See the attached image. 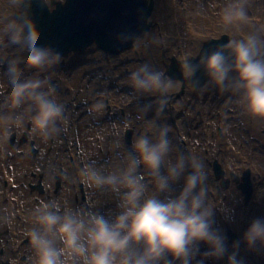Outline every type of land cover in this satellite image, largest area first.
Segmentation results:
<instances>
[{
  "label": "clouds",
  "instance_id": "1",
  "mask_svg": "<svg viewBox=\"0 0 264 264\" xmlns=\"http://www.w3.org/2000/svg\"><path fill=\"white\" fill-rule=\"evenodd\" d=\"M249 3L227 0L221 12L226 31L243 29L249 19ZM6 5L12 11L0 12V50L11 52L6 60L0 57L4 68L0 77L6 78L10 91L0 101V150L13 129L30 124L34 135L48 141L58 137L67 123L65 106L53 98L51 82L38 75L25 76V70L38 73L58 65L61 54L37 45L40 33L32 18V0H6ZM180 65L194 90L211 86L230 93L247 118L264 123V34L260 31L229 39L211 54L201 55L198 62L185 59ZM201 68L208 78L203 85L195 78ZM127 81L138 96L157 97L156 111L160 113L170 94L183 84L149 63L139 65ZM104 108L103 101L93 105L96 113ZM139 108L146 116L153 103ZM147 125L149 131L134 136L130 148L125 146L123 153H117L119 163L111 170L95 161L80 169L81 183L115 198V212L105 215L62 208L57 201L31 211L27 240L34 264H192L201 244L207 251L198 264L225 255L228 264H244L237 258L241 241L234 242L228 254L227 237L214 227L206 163L177 148L168 125L153 121ZM181 179L182 189L175 194L173 186ZM9 222L10 217L0 212V224ZM242 241L248 250H264V218L251 222Z\"/></svg>",
  "mask_w": 264,
  "mask_h": 264
},
{
  "label": "bare ground",
  "instance_id": "2",
  "mask_svg": "<svg viewBox=\"0 0 264 264\" xmlns=\"http://www.w3.org/2000/svg\"><path fill=\"white\" fill-rule=\"evenodd\" d=\"M194 17L192 24L201 27L200 30L206 29V35L210 29H217V25L215 24L216 18H221L222 9L226 6L227 0H196ZM168 3V8H167ZM173 3V4H169ZM183 3L180 0H157L158 11H156V15L160 20L163 21L164 28V39L167 45H170V39L168 38L169 34H172L171 44L172 46L182 47L177 51L178 54H183V52H195L197 48L200 46L201 36L198 32L194 31L192 34V28L187 27V21L189 17L182 10H178V5ZM190 6L192 7V1H189ZM211 10L218 11V15L212 14ZM12 9L8 8L6 5V0H0V12L10 13ZM261 14V11H257ZM170 13V15H169ZM171 15H176L179 19L177 25L179 27L176 28H168L167 20ZM183 21H185L183 23ZM248 22V21H247ZM211 23V24H210ZM207 27V28H204ZM222 29L224 25L221 26ZM250 26L245 25L243 29L240 30H228L231 34L232 38H239L240 33L249 30ZM185 30L186 36L182 39H174L173 35H176L177 32H183ZM155 37V40L153 39ZM146 42L150 45L147 49L140 52L138 57L128 54L127 68H122V65L125 64L124 58H118L115 60H109L105 58L102 54H93L90 52L86 57V66L79 68L75 72L62 71L58 69V65H55L51 68L45 70L46 77L51 84L55 87L54 97L58 102L64 104L65 106V116L67 118V123L62 125L63 131L61 134L56 137L55 140V150H53L50 154L46 151L49 146L48 141H44L40 139L39 136H36L39 140V146H41V155L38 158H31L29 154L23 155L17 154L19 147L18 146H9L8 140L6 145L0 150V211L4 209V214L10 217L9 223L0 224L4 231L5 229H9L15 233L12 237H9L8 244L12 248H16V252L19 250L20 239L24 236L26 232L31 227L30 221V213L31 211L41 205L42 203L48 201H61V205L66 208L72 209H85V205L83 203L75 202V198L78 196V188L77 186L72 187V184L75 182V175L78 176L80 172L79 170L73 168L70 162H67L68 159V148H75L74 141L79 140V145L82 146V150L80 154L83 155V159L85 164L88 162L95 161L98 166H104L108 170H111L113 166L119 163V159L117 153H123L124 147L123 145V136L125 132L123 130L133 124H137L138 127H144L149 131L147 122L153 121L155 123L161 125H168V116L165 112L160 113L156 112L154 108L152 111L148 112L145 116L138 106L141 104L148 103L151 101L153 105H156V100L154 96H144L140 97L137 94L133 93L132 90L128 87L127 78L129 74L134 71L139 65L143 63H149L153 65L156 69L162 70V63L159 60L160 57V49H159V41L157 38V31L152 32ZM178 49V48H177ZM183 52H182V51ZM11 50L5 49L0 51V57H3L5 60L8 59ZM67 58V57H62ZM139 59V61H138ZM76 61V56H72L67 60H62L60 64H66L65 67H68L72 62ZM4 68L0 67V72H3ZM32 70L25 71L26 77H31L33 75H38V73L31 72ZM60 72V73H59ZM56 73L60 74L59 83L55 82ZM92 74L95 77L90 76ZM97 74V76H96ZM122 79V77H124ZM41 77V76H40ZM71 78L73 80L71 92L68 93L65 90V81L64 79ZM122 79V80H121ZM64 80V81H63ZM115 89L110 91V88L114 87ZM124 87L127 91V95H121L119 93V88ZM61 88L63 90H61ZM213 89V87L209 86L201 95L204 98L205 95H208L209 91ZM10 91L8 82L6 78L0 77V101H3L4 97ZM99 91L105 92L108 100H110L111 108L114 110L111 113H107L103 110L102 113H96L93 111V105L97 101H101V99L94 98V95ZM73 96L75 100H73ZM223 102L226 104L229 102L228 96L221 97ZM71 100L73 101L71 103ZM207 101V99H206ZM212 103V101H211ZM234 107L238 109V115L235 117L236 120L239 121V125L237 124V129L229 125H223L224 129V137L221 140L223 144L225 142L230 141L228 143L231 144L233 141V136L236 135L235 130L243 133L242 140L244 145L242 147V151L236 154L238 151L230 150L227 153L221 154V159L223 162L230 168L228 171H242V168H238L235 164L232 163L233 160H237L240 155H244V160L247 161L253 160L252 171L254 173H258L261 175V184L258 187L255 200L252 202L254 195L250 197L246 206L241 204L240 195L235 191L234 188L228 190L225 194H223L220 200H215L214 196H216L217 188L215 192L213 188L212 196H209V203L214 207V227L218 225L219 230L225 231L226 227L234 226V229L238 231L241 236V243L238 251L242 253L245 249V252H251L248 250L246 245L242 241V237L246 230L249 228L251 222L255 219L260 218V216H264V141L259 140L258 134L256 131L258 127L263 125V123L252 122V126L249 124V118H247L241 111L240 106L237 101L231 100L228 104H232ZM183 105V104H182ZM83 106V107H82ZM184 106V105H183ZM82 107V108H81ZM120 107L126 109V115L121 118H118V111ZM192 114H196L201 116L200 112H209V115L212 116L213 106L204 104L201 100L199 105L195 104ZM207 109V110H206ZM107 113V114H106ZM107 115V116H106ZM150 116L152 119L147 120L146 118ZM221 123L220 118H214L213 121L207 124H204L203 129L201 131H193L191 134L194 141L201 139L202 141L207 140L209 136V130L206 128L207 126H212L213 124ZM26 125L22 128L25 129ZM18 129V128H17ZM14 130V129H13ZM132 130V129H131ZM254 132L252 134L253 139H245L246 135ZM169 135L174 141L177 138V134L175 132L169 131ZM125 140V139H124ZM192 139L190 142H194ZM214 145H218V141H213ZM175 143V141H174ZM176 144V143H175ZM28 143L23 146L24 149L27 150ZM119 145V148L117 147ZM212 146V150L214 153L218 154V147L214 148ZM103 148L104 152L99 153L100 149ZM50 149V148H48ZM47 149V150H48ZM76 149V148H75ZM241 150V149H240ZM239 150V151H240ZM8 152H11L12 158L7 159ZM190 153L199 156V144L197 142V147L195 149H191ZM175 155V152H173ZM260 155V156H259ZM57 158L65 159V169H66V177L65 182L67 184V188L60 194L56 196V193L53 191L54 189V172H52L55 164L57 163ZM76 164H78L77 156H76ZM248 166H245L247 168ZM31 168H35L37 172H43V176H35L33 181H37L38 178L41 179V183L45 186V190L43 193L35 190H29L26 187V181L31 179L29 176V172ZM244 168V167H243ZM256 171V172H255ZM3 173L15 178V185L12 191V205L11 207H7L5 203L2 204L3 199L9 193L4 183ZM254 175V174H253ZM227 177L231 178L230 185H233L238 190L240 187H237V183L234 184L233 175L229 176L228 174L224 175V179ZM256 178H253L255 181ZM183 179L177 182L173 188L175 194H178L182 189ZM89 185H86L87 198L91 203L89 210L99 211L102 214L108 215L116 211V203L115 198L109 193H102V197H100L99 190L92 188L89 190ZM34 193V194H32ZM93 193V194H92ZM209 195V194H208ZM218 196V195H217ZM37 199V200H36ZM79 199V198H78ZM16 216V217H15ZM21 217V219L19 218ZM216 228V227H215ZM2 229H0L1 235ZM7 235V234H6ZM18 239V245H17ZM201 244L199 250L202 249ZM228 252L233 251L232 245L227 241ZM29 247V245H28ZM27 248V246H25ZM256 251V263L253 264H264V250H255ZM7 256L9 261H15V254L11 251L9 247V251L7 252ZM253 258V256H252ZM251 258V259H252ZM197 259H201V256H197ZM227 255L224 258L219 259V263L217 261H211L203 264H227ZM250 260H246L243 262L247 264ZM10 262V263H12ZM9 263V264H10ZM26 264H34V256L29 247V259ZM179 264V262L177 263Z\"/></svg>",
  "mask_w": 264,
  "mask_h": 264
},
{
  "label": "rangeland",
  "instance_id": "3",
  "mask_svg": "<svg viewBox=\"0 0 264 264\" xmlns=\"http://www.w3.org/2000/svg\"><path fill=\"white\" fill-rule=\"evenodd\" d=\"M51 1L52 0H46L47 4L49 5L50 10L53 11L56 8V6L51 7V5H50ZM55 1L65 3V0H55ZM153 1H154V11L152 13L151 18L149 19V22L152 23V28H151L150 32L146 34L145 37L136 40L135 46L133 49L128 50L126 52H123L122 54H120L118 56L111 57L110 55L99 50L94 45V46L88 48L85 51V53H83V54L76 52V53L70 54L67 58H62V60H67L68 58L75 55L76 61L72 62L68 67H65L66 64L63 65V64L59 63L58 69L61 70L60 72L65 71V70L68 72H71V71L75 72L79 68L86 66L87 63L85 60H86V57L88 56V54L90 52H93V54H91V56L94 54H102L105 58H107L109 60H115L118 58H124L126 60V59H128V57H127L128 54H132V55L138 57L140 55V52L144 51L145 49H147L150 46L146 42V39L148 38V36L152 32L157 31V38L159 41V49H160L159 60H161V63L163 65L161 71H165V73L167 75V71L172 65V59L173 58H176L180 63H182L185 59H190L192 57H196L202 48V44L207 40L219 39L222 35H228L230 37V39H232V36L228 32V30L226 31L225 29L221 28V26H223L221 18H216L215 24L218 26L217 29L216 30L210 29L208 31V34L206 35V32H207L206 29L200 30L201 27H198L197 25L192 24L193 20L195 19V17L193 15H194V11H195V5L197 3L196 0H180L183 3H180V5L177 4L178 10L179 9L182 10V12L185 13L187 15V17H189L187 24H186L187 27H191L193 31H196L198 33L200 32L199 35L201 36V42H200V46L197 48V50L195 52L185 53L181 50L183 52V54H178L177 51L180 50L182 47L172 46V44H171L172 34L171 33L168 36V38L170 39V45H167V43L163 37V35H164L163 21L160 20L158 18V16L156 15V11H158L157 0H153ZM189 1H192V7L190 6ZM169 4L171 5L173 3H169ZM167 8H168V3H167ZM247 11H248L249 19H248V22L246 23V25L250 26V29L248 31L245 30V31L241 32L240 36L243 37L248 32H251L254 30H258L261 32V34H264V0H250ZM257 11H261V14H259ZM211 13L218 15L219 12L211 10ZM169 15H170V13H169ZM254 19L258 20V22L254 23V21H253ZM174 21L176 22V24H174ZM178 21H179V19L176 15H171L170 18H168V20L166 21L167 27L168 28L179 27V25L176 26ZM184 22L185 21H183V23ZM204 28H207V27H204ZM185 36H186L185 30L183 32L182 31L177 32L176 35H173L174 39H182V38H185ZM138 61H139V59H138ZM127 63H128V61L126 60L125 64L122 65V68H127ZM25 71H27V70H25ZM31 72H33V71H31ZM38 74H40L41 78L46 77L45 70L43 72H38ZM59 76H60V74L56 73V75H55V82L56 83H59V79H58ZM90 76H92V74ZM96 76H97V74H96ZM92 77H95V75H93ZM124 78H125V76L122 77V79H124ZM67 79L71 84L73 83V80L71 78H67ZM113 89H115V86L110 88V91ZM61 90H63V89L61 88ZM205 90L199 91L198 93H195L190 84H188L187 82H183V84L180 88L175 89L170 94L169 102H168L167 107H166L164 112L168 116V126H169L170 133L175 132L177 134V138L174 139L176 144L174 143V141H173V143L181 151H184L185 153L186 152L190 153L191 149L193 150L197 147V142H198L199 150H200V155L198 156V158L202 159L206 163V166H207V169H206L207 176H208L207 187L213 188L214 192H215V189L217 188V193H216V196H214V199L217 201L220 200L222 198L223 194H225L228 190L234 188L235 191L240 195L241 204L243 206H245L244 196H243L241 190H238L233 185H230L228 188H221V181L222 180H218L214 176V173H213V170L211 167L212 162L214 160H217L219 162V164L221 166H223V168H224L223 170L227 171L229 173L228 169H230V168L221 159V157H220L221 154H223V153L228 154L229 150L234 151V145L236 146V151H238L236 154H238L239 152L242 151V147L244 145V142L242 140L243 133H240V132L235 130L234 133L236 135L233 136L232 143L227 145V146H224L223 142L221 141L225 135L223 125L231 124L234 127V129H237V124L239 125V121L235 119V117L238 115V109L236 107H234L233 103L231 105L228 104L231 100L235 101L236 97L232 96L230 93H221V92H219L213 88L209 91L208 95H205L204 98H202L201 94ZM119 93L121 95H127V91L124 87L119 88ZM200 96H201V100L204 102V104L205 103L208 105L212 104V106H213V109L211 111L212 116L209 115L208 111L207 112L206 111L200 112L201 116H199V117L196 114H192L193 110H195L194 105L195 104L199 105V103H200ZM222 96H228L229 102L225 104L221 98ZM75 97L76 96H73V100H75ZM94 98L101 99V101H103V103L105 105L104 110L108 114L111 113L112 111H114L111 108V104L109 103L110 100H108L105 92L99 91L98 93H96L94 95ZM206 99H207V101H206ZM155 100H157V97H155ZM211 101H212V103H211ZM72 102L73 101L71 100V103ZM156 107L157 106L153 105V108L155 111H156ZM116 111H118V113H119L118 116H116L118 118H121L124 115H126V109L123 107H120V110L116 109ZM156 112H158V111H156ZM214 118H220L221 123L213 124L212 126L206 127L209 130V136H208L207 140L202 141L201 139H198L197 141H194L195 138H193L191 133L193 131H198V130L201 131L203 129L204 124H207L208 122L211 123ZM146 119L151 120L152 118L150 116H148ZM252 122L253 121L249 119V124L251 126L253 124ZM127 129H133L134 130L133 137L136 135H139L143 132L148 131L144 127H138L137 124H133V125L126 127L123 130V132H125ZM252 134H254V132H252V131L249 134H245L246 135L245 139L247 140L250 137V139L252 140L253 139ZM256 134H258V138H259L260 142L264 141V123H263V125L258 127ZM13 135H15L14 140L12 138ZM124 136H125V134H124ZM124 136H123L122 147L126 146V147L130 148L131 145H128L124 141ZM191 139L194 142H190ZM215 140L218 141L217 146L214 145L213 141H215ZM8 143H9V146H18L19 147L18 152H17V154H19V155H23L24 153H26V155L29 154V156L31 158H38L41 155V146H39V140L33 134L30 124H26L25 129L24 128L14 129L8 137ZM27 143L29 145H28V148L26 150L23 148V146ZM48 143H49L48 148H50V149L47 148L48 150L46 149V151L48 153L49 152L51 153L53 150H55V146H56L55 140L54 139L48 140ZM74 143L79 144V140L74 141ZM213 145L215 146L214 148L218 147V152H219L218 154L214 153V151L211 149ZM79 147H80V149L78 151L75 150V148H72V149L77 154L78 168L81 169L85 165V162L83 159V155L80 154V152L82 150V146H79ZM101 152H104L103 148L100 149L99 153L101 154ZM240 156L245 157L244 155H240ZM262 156H264L263 153H262ZM11 158H12V154H11V152H8L7 159H11ZM65 161H66L65 159L57 158V163L55 164V166L52 170V172H54V184H55L53 191L57 192L56 196H59L60 194H62V192L67 188V184L65 182V177H66V175H65V173H66ZM244 161H246V159ZM67 162H68V159H67ZM232 163L235 164L238 168H240V169L242 168V171H244L246 169L245 166L252 168L254 165L253 160L247 161V163L246 162L243 163V162L238 161V158H237V160L232 159ZM32 171H36L35 168H31V170L29 172L30 177H31ZM232 171L234 173L238 174V175H235L238 177H241L243 174V172H240V171H238V172L234 171V170H232ZM37 173L39 175L43 172H37ZM59 173H61V176H58ZM185 175H187V173H185ZM55 176H56V180H55ZM253 176L256 178L255 183H254V187H255V193L254 194L256 195L258 187L261 185V184H259V182L261 181V179H260L261 175L256 172V173H254ZM58 178L61 179V184H60L59 188L56 187V183H57ZM75 178L78 179V176L75 175ZM37 181H35V182L29 181V183H28V180H27L25 183L26 187L31 191L30 184L31 183L36 184ZM223 181H225V180L223 179ZM77 184H80L79 180H77L76 183L72 184V187L76 186ZM234 184H236V183H234ZM84 187H85V184H84ZM77 188H78V196H77V198H75V202L81 203V201H80V188L79 187H77ZM88 188H89V190H92L91 186H89ZM32 194H34V193H32ZM99 194H100V197H102V192L99 191ZM209 196H212V195L209 194ZM62 199L59 201V204L62 208H66V207H63L61 205ZM254 200H255V196H254L252 202ZM2 203H3V201H2ZM0 212L4 213V209H1ZM19 218L21 219V217H19ZM260 218H264V216H260ZM215 227L217 229H219L218 225H216ZM0 229H2V232L0 235V261L8 262V263L12 262V261H9L8 256H7V252L9 251V247H10L11 251L15 254V261H13L12 264H26V262L29 259V247H28V240H27V232L19 240L20 241L19 250L16 252V248H12L8 244L10 236L6 235V229L4 231V228L1 225H0ZM229 230L234 231L235 230L234 226L226 227L225 231L220 230L227 237V241H228V231ZM240 240H241V236L238 237L237 241H240ZM19 241L17 239V245H18ZM234 242H236V241H234ZM25 246H27V248H25ZM231 253L232 252H230L228 254H231ZM252 254H253V258L251 259L250 263L253 264V263L257 262L255 259V257L257 256L256 251L253 250ZM237 258L242 259L244 261L247 260L246 259L247 257L245 255V253H243V251H242V253H240L238 251Z\"/></svg>",
  "mask_w": 264,
  "mask_h": 264
},
{
  "label": "water",
  "instance_id": "4",
  "mask_svg": "<svg viewBox=\"0 0 264 264\" xmlns=\"http://www.w3.org/2000/svg\"><path fill=\"white\" fill-rule=\"evenodd\" d=\"M41 7V0H32V18L40 33L38 46H47L59 52L62 57L72 53L80 54L96 46L110 56H118L134 48L135 39L143 38L152 28L149 19L154 11L153 0H66L65 3L52 0L51 11L46 0ZM122 37H130L125 40ZM230 37L222 35L219 39L207 40L196 58H190L194 63L200 56L211 54L219 45L226 44ZM167 75L176 80L190 83L184 79L181 65L173 59V65ZM195 78L201 85L207 82V76L201 68ZM191 84V83H190ZM192 85V84H191ZM193 87V86H192ZM194 92H198L194 90ZM133 132L126 135L127 143L131 144ZM214 175L222 180L225 171L218 161L213 163ZM58 179L57 186H60ZM234 182L239 179L233 175ZM240 189L247 204L254 193L250 171H245ZM221 187H228V183L221 181ZM0 264H6L0 261Z\"/></svg>",
  "mask_w": 264,
  "mask_h": 264
},
{
  "label": "flooded vegetation",
  "instance_id": "5",
  "mask_svg": "<svg viewBox=\"0 0 264 264\" xmlns=\"http://www.w3.org/2000/svg\"><path fill=\"white\" fill-rule=\"evenodd\" d=\"M76 148L78 149L79 147H76ZM35 176H38V173H37L36 171H32V172H31V179H30L29 181H33V179L35 178ZM42 176H43V175L41 174L40 177H42ZM237 178L239 179V181L241 180L239 177H237ZM77 180H79V182H80V179H76V178H75V182H74V183H76ZM33 182H35V181H33ZM3 183H4V182H3ZM74 183H73V184H74ZM31 184H33V183H31ZM41 184H42V183H41V179L38 178L37 183H36V184H33V186H35V188H36L37 190H39L38 187H39ZM80 185H81L82 187H84V183H81V182H80V184H77L76 186L79 187ZM2 204H3V203H2ZM205 251H207V246H203L202 249L199 250V253L197 254V256H201V259H202V257H203V253H204ZM197 256L195 257L194 260L197 259ZM201 259L197 260L196 262H194V260H193V261H192V264H198V261H200ZM214 260L216 261V259H213V258L204 259L203 263H208V262H211V261H214ZM177 263H178V261L175 262V264H177ZM227 264H228V263H227Z\"/></svg>",
  "mask_w": 264,
  "mask_h": 264
}]
</instances>
